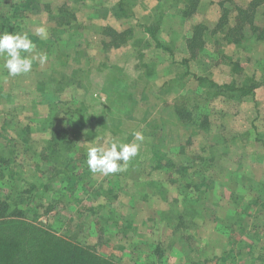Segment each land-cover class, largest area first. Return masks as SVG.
Instances as JSON below:
<instances>
[{
    "label": "rangeland",
    "instance_id": "rangeland-1",
    "mask_svg": "<svg viewBox=\"0 0 264 264\" xmlns=\"http://www.w3.org/2000/svg\"><path fill=\"white\" fill-rule=\"evenodd\" d=\"M36 1L0 19L48 57L11 77L1 56L0 234L41 228L118 264H264L263 5L241 37L251 0ZM113 140L138 154L92 173L88 149Z\"/></svg>",
    "mask_w": 264,
    "mask_h": 264
},
{
    "label": "trees",
    "instance_id": "trees-1",
    "mask_svg": "<svg viewBox=\"0 0 264 264\" xmlns=\"http://www.w3.org/2000/svg\"><path fill=\"white\" fill-rule=\"evenodd\" d=\"M183 1L184 5L190 7L189 12L188 10L184 11L185 14H189L197 5V2L195 3L194 0ZM31 2L35 5V2L37 1L24 0L23 6H26V3L31 4ZM119 2L121 3L122 0H119ZM261 4L264 9V0H251L246 9H242L241 7L237 9V15H239V17L237 24L234 26L238 28L236 30L238 32L236 34L237 36L240 32L239 30L243 28L244 23L248 25L253 23V20L239 22V18L248 12H251L249 15V17H251L254 9ZM249 17H246V19H249ZM217 28L221 31L219 26ZM252 32H258L255 36H257L259 40L264 41V20L263 26L256 27V25H254ZM226 34L229 36L231 34V29H228L224 33V35ZM240 36L243 37L242 32H240ZM241 39L243 38H237L233 41L238 42ZM226 40L228 41L230 38H226ZM156 45L158 47L160 46L157 41ZM212 85L217 86L215 83H212ZM229 88L234 89L233 87ZM239 91L242 95L253 94L252 88H240ZM11 221L20 223L14 219H11ZM18 226L20 225L10 226L9 221H7V224L3 228V230L7 232L0 234V264H118L104 256H101L100 254L95 253L89 246L72 241L67 236H58L51 231L36 228L33 231V235L28 236V238L25 237V234H23Z\"/></svg>",
    "mask_w": 264,
    "mask_h": 264
},
{
    "label": "clouds",
    "instance_id": "clouds-1",
    "mask_svg": "<svg viewBox=\"0 0 264 264\" xmlns=\"http://www.w3.org/2000/svg\"><path fill=\"white\" fill-rule=\"evenodd\" d=\"M36 35L46 39L48 35L46 28L37 27ZM35 48L36 45L27 33H0V56L4 58L2 68L6 69L11 77L29 73L35 59H38L40 63H45L48 59L46 53H36L35 56L27 55L33 53ZM143 139L142 133H135L136 141H143ZM138 150V143H122L113 140L108 147L104 145L90 147L86 163L92 173L107 176L125 171L127 162L138 154Z\"/></svg>",
    "mask_w": 264,
    "mask_h": 264
},
{
    "label": "crops",
    "instance_id": "crops-1",
    "mask_svg": "<svg viewBox=\"0 0 264 264\" xmlns=\"http://www.w3.org/2000/svg\"><path fill=\"white\" fill-rule=\"evenodd\" d=\"M22 1H24V0H22ZM22 1H18L17 3H14V4L12 3V7L9 10L6 11L7 13H4V12L2 14L0 13V19L3 20L5 22V24L8 21H10V20H17L18 19L17 17L19 15V13L22 12V10H21V3H22ZM24 7H26V6H24ZM18 28H19L18 23L13 22L12 25H11V27H10L9 33L11 34V33H15L16 32V34L17 33H20L21 34V32H20L21 29H20V31L17 32ZM3 33H5V32H3ZM237 44H239V43H237ZM1 59L3 60V58L0 56V60ZM1 96H2V94H0V97Z\"/></svg>",
    "mask_w": 264,
    "mask_h": 264
}]
</instances>
